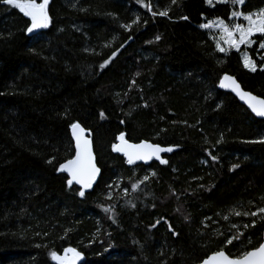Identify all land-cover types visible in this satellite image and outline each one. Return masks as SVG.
I'll return each mask as SVG.
<instances>
[{
    "label": "trees",
    "instance_id": "16d2710c",
    "mask_svg": "<svg viewBox=\"0 0 264 264\" xmlns=\"http://www.w3.org/2000/svg\"><path fill=\"white\" fill-rule=\"evenodd\" d=\"M263 8L264 0H50L51 23L33 35L0 3V264H54L50 253L66 247L81 253L79 264H199L262 241L264 145L244 141L264 138V121L218 90L229 74L264 99L258 46L246 49L250 72L241 52H218L200 25ZM73 122L91 133L101 170L84 198L55 170L74 155ZM120 133L173 148L168 163L128 167L112 151Z\"/></svg>",
    "mask_w": 264,
    "mask_h": 264
},
{
    "label": "snow or ice",
    "instance_id": "6c2138e0",
    "mask_svg": "<svg viewBox=\"0 0 264 264\" xmlns=\"http://www.w3.org/2000/svg\"><path fill=\"white\" fill-rule=\"evenodd\" d=\"M205 2L211 5L213 0H205ZM216 2H227L234 6H242L245 4V0H216ZM0 3L7 5L10 8L17 9L23 15V17H26L31 22L30 24H26V34L35 35L39 32V30L47 29L51 23L49 16L50 0H40L39 3L37 0H0ZM172 3H176V0H172ZM141 6L147 5L142 3ZM147 7H149V11H151V7ZM152 14L154 16L157 14L160 16H167L168 11L164 10L160 11L159 13L153 12ZM241 17L243 20L247 21V27H244L241 24H235L230 28L223 20L220 19L214 22L215 26L221 31V36L219 38H214L216 41L215 47L218 52L227 55L228 49H235L239 51L241 45L251 46L254 43L250 37L256 35L257 33H259L261 36H264V9L251 14H244L240 11H232L229 19ZM184 19H187V17H184ZM133 23H136V21H133ZM131 26V24L121 25V27L125 28L126 30L131 28ZM212 26L213 22L202 23L200 25L202 29L211 28ZM237 34L238 39L236 38ZM129 39H131V37H129ZM156 40L159 41L160 36H157ZM221 41H223V44L226 45V47L221 45ZM105 46L107 47V45ZM121 47H123V45ZM259 49H264V41L259 42ZM32 51L35 50L33 49ZM115 56L116 52H113L111 57L104 60V62L99 65L100 69L103 70ZM260 59L264 61V55L260 56ZM242 61L244 67L250 72H255L257 70L256 64L253 63L247 53L243 55ZM260 71H264V67H261ZM137 75H139V73H137ZM133 83H135V81H133ZM226 86H230V90L235 93V95L241 101H243L244 104L247 105L248 109H250L256 117L264 118V99H258L249 92L242 91L240 85L227 75L221 79L219 84V87L221 88ZM100 115L103 118L104 114L101 113ZM121 123H123V121H121ZM70 131L72 141H74L75 154L66 159L63 163H59L58 168L55 170L58 173H66V185L68 189L75 192V195L84 198L86 196V192L93 188V185L96 182L97 176L101 170L99 167H97V162L93 155V141L91 140V133L86 132V130L81 127L79 122L71 123ZM116 139L119 141V143H114L112 145V151L114 153H121L128 165H134L137 161H143L145 164H147L152 160L159 161V163L162 165L167 164L168 161L161 158V153L173 151V148L171 147H161L159 145L149 144L143 141L139 144L128 143L125 140L124 133H120ZM244 143L264 145V138L248 140L244 141ZM209 155L213 161L216 160L214 155H211L210 153ZM53 159L48 160L47 163L52 164ZM237 167H239L238 164H234L232 166V168ZM153 175H155V173H153ZM147 180L148 177L145 176L143 179L133 182L131 184L132 192H136L140 185L144 184ZM74 185H78V189L73 188ZM113 186L114 185H109L108 187L111 188ZM124 191L125 194H127V189H124ZM172 195H176V193L173 192ZM106 198L112 199V196L109 194ZM132 206L134 207V205ZM102 210L105 213H109L111 211L109 207H105ZM233 212L237 217L241 215L245 217L258 215L257 212L241 213L240 211L235 210H233ZM259 213L264 214V207L259 209ZM109 219H112L113 223H115V219L112 216H110ZM223 219L228 220V216H223ZM163 222L169 224L166 219H163ZM160 223L161 219H158L151 227L155 228ZM244 227L247 229L249 225L245 224ZM251 227H255V221L252 222ZM168 231L172 232L173 236L178 235V233L174 231L171 224H169ZM240 235H243V233ZM233 239H239V236H235ZM248 243L252 244L251 239L248 240ZM230 244H232V239L227 240L225 248ZM105 250L107 251V249ZM50 256L54 264H77V261L82 259L81 253L73 247L64 248L63 255H58L57 252L53 251L50 253ZM202 264H264V241L258 242L257 245H253L251 250L243 251L236 256L226 253L225 250L216 251L207 259L203 260Z\"/></svg>",
    "mask_w": 264,
    "mask_h": 264
},
{
    "label": "rangeland",
    "instance_id": "374dc122",
    "mask_svg": "<svg viewBox=\"0 0 264 264\" xmlns=\"http://www.w3.org/2000/svg\"><path fill=\"white\" fill-rule=\"evenodd\" d=\"M39 2H40V0H39ZM213 3H217L216 0H213ZM215 21H217V20H212V21L206 22V23L213 22V26L211 28L205 29L208 32V34L211 36V38L213 39L214 43H216V41H215L214 38H219L221 36V31H220V29L218 27L215 26V23H214ZM235 24H241L242 26L247 27V21L243 20L242 17L241 18H232L231 22L229 24H227V25L231 28ZM257 36H260L261 39H259V40L255 39V37H257ZM236 38L238 39V34H237ZM250 39H252L254 41V43L251 46H247V45H241L240 46L239 52H241L242 57H243V55L245 53H247L246 49L252 47L255 43H257V46H258L257 49H259V42L264 41V36H261L259 33H257L256 35L250 37ZM221 45L224 46V47H226V45L223 44V41H221ZM229 51H237V50H235V49H228V52ZM262 55H264V49H259L258 52H257V57H258L259 60H261L260 59V56H262ZM242 63H243V61H242ZM262 64H263L262 67H264V61H262ZM122 193H125L124 189L122 190ZM110 195H113V194L110 192ZM61 255H63V253ZM50 260H51V256H50Z\"/></svg>",
    "mask_w": 264,
    "mask_h": 264
},
{
    "label": "water",
    "instance_id": "95a60500",
    "mask_svg": "<svg viewBox=\"0 0 264 264\" xmlns=\"http://www.w3.org/2000/svg\"><path fill=\"white\" fill-rule=\"evenodd\" d=\"M41 30H43V29H41ZM41 30H39V31H41ZM225 75H227V76H230L232 79H234L239 85H240V83L233 77V76H231V75H229V74H224V75H222V77H221V79L225 76ZM221 79L219 80V82H218V90L219 91H221V92H224V93H228V94H230L233 98H235V100L240 104V105H242L255 119H257V120H261V121H264V118H260V117H256L252 112H251V110L250 109H248V107H247V105L246 104H244V102L243 101H241L236 95H235V93H233L231 90H230V86H226V87H224V88H221V87H219V84H220V81H221ZM226 84H227V82H226ZM240 87H241V90L242 91H246V90H244L243 88H242V86L240 85ZM246 92H249V91H246ZM250 94H252L251 92H249ZM252 95H254V94H252ZM254 96H256V95H254ZM258 99H263V98H261V97H258V96H256ZM70 135H71V131H70ZM71 139H72V137H71ZM127 141V140H126ZM128 142V141H127ZM142 142V141H141ZM141 142H138V143H132V142H128V143H131V144H139V143H141ZM143 142H145V143H149V144H153V143H151V142H149V141H143ZM117 143H119V141H117ZM154 145H156V144H154ZM73 146H74V141H73ZM168 153L169 152H165V153H161V158L162 159H164V157L166 156V155H168ZM74 154H75V147H74ZM115 154H117V155H119V156H121L123 159H124V161H125V158H124V156L121 154V153H115ZM126 163V162H125ZM152 163H158V164H160L159 163V161H156V160H152V161H149L147 164H145L143 161H137L136 162V164H134V165H128L127 163V166L128 167H136V166H139V165H142V166H149L150 164H152ZM65 176H66V173H63ZM99 175H100V173L98 174V176H97V180H98V178H99ZM97 180H96V182H97ZM96 182L94 183V185L96 184ZM93 185V186H94ZM74 187H76V188H78L79 186L78 185H74ZM90 190L91 189H89L86 193H88V192H90ZM262 241H264V232H263V234H262ZM215 253V252H214ZM213 254V253H212ZM212 254H210L209 256H211ZM208 256V257H209ZM207 257V258H208ZM206 258V259H207ZM205 260V259H204ZM81 261V259L79 260V261H77V264H79V262ZM199 264H202V262L201 263H199Z\"/></svg>",
    "mask_w": 264,
    "mask_h": 264
}]
</instances>
